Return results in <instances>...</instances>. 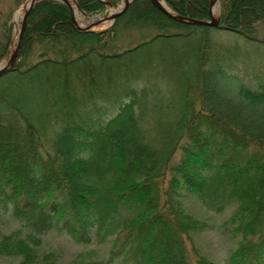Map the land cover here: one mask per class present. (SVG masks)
Returning a JSON list of instances; mask_svg holds the SVG:
<instances>
[{
    "label": "trees",
    "instance_id": "trees-1",
    "mask_svg": "<svg viewBox=\"0 0 264 264\" xmlns=\"http://www.w3.org/2000/svg\"><path fill=\"white\" fill-rule=\"evenodd\" d=\"M76 2L88 15L106 4ZM162 2L209 20L210 0ZM69 16L59 1L33 7L0 79V205L39 234L81 245L115 236L105 264H215L194 245L209 225L185 213L193 198L232 208L227 264H264V76L244 84L233 68L264 63V0H220L214 29L170 20L150 0H132L101 33ZM118 27L153 33L123 48ZM10 38L11 28L0 62ZM40 245L0 233V259L39 264Z\"/></svg>",
    "mask_w": 264,
    "mask_h": 264
},
{
    "label": "rangeland",
    "instance_id": "rangeland-1",
    "mask_svg": "<svg viewBox=\"0 0 264 264\" xmlns=\"http://www.w3.org/2000/svg\"><path fill=\"white\" fill-rule=\"evenodd\" d=\"M28 0H0V36L4 30L11 28V40H9V51L0 62V66L9 58L13 47L11 45L12 40H16L18 31L20 28L22 16L24 14V6ZM58 1V0H55ZM105 1V8L95 15H89L86 17L81 13L75 11L73 7V18L75 23L81 27L86 28L93 22L99 19H105L111 15L117 13L123 6V0H117L113 6L109 1L113 0H101ZM60 2V1H59ZM108 3V4H107ZM217 14V13H216ZM215 14V15H216ZM107 23L109 21H106ZM110 23L105 26L104 23L91 28L92 33H101L110 30L114 25ZM216 28V27H215ZM264 32V27L262 28ZM118 37L115 44L120 45L123 48L129 46V44H136L141 40L148 38L153 32L147 28H121L118 27ZM222 42L228 41L233 43L234 41L229 36L222 37ZM253 59V58H251ZM233 68L238 69L242 83L248 84L255 79L264 76V63L257 65V63H241L237 62ZM180 154L174 155L171 159V165H176ZM184 205V211L186 214L192 216L194 219L207 223L209 228L203 231L201 234L193 236L194 245L197 252L200 255L206 256L210 261L215 264H227L229 253L238 246L239 238L233 237L226 228V221L231 217L233 211L232 208H226L222 210V213L215 212L213 209L207 208L200 202H197L193 198H186L182 200ZM12 232H19L22 237L30 235L32 238L40 240L41 245L38 247L37 253L39 255L38 263L44 264V257L47 255L55 256L50 262L52 264H87V262H101L105 264L108 262L111 252V246L114 241L113 235L107 236L106 240L100 242L97 236H93L91 243L81 245L71 239L66 232H60L57 229H52L42 234L33 232L31 228L24 222H19L13 217V211L11 207H5L0 205V233L11 234ZM32 240V239H31ZM32 245L30 240L27 241ZM17 259L1 258L0 264H16ZM112 264H120L119 260L114 261Z\"/></svg>",
    "mask_w": 264,
    "mask_h": 264
},
{
    "label": "water",
    "instance_id": "water-1",
    "mask_svg": "<svg viewBox=\"0 0 264 264\" xmlns=\"http://www.w3.org/2000/svg\"><path fill=\"white\" fill-rule=\"evenodd\" d=\"M45 1V0H28L24 6V14L22 16V20H21V24H20V28L18 31V35L16 40H12V47L13 50L10 51L11 54L9 56V58L3 63L2 66H0V79L3 78L4 75H6L13 67V65L15 64V61L17 59L18 56V51H19V47H20V43L23 38V34H24V29L26 27V23H27V19L30 12L33 10V7H35L37 4H39L40 2ZM60 1L63 5H65V7H67L70 11V16L71 17V23L73 24L74 28H76V30H79L81 32L87 33V32H93L91 30V28L99 26L103 23H105L106 21H109L110 23H113L117 17H119L121 14H123L126 9L128 8L129 4L132 2V0H123V6L121 7V9L111 15L110 17H107L105 19H99L96 22L91 23L90 25L86 26V28H81L79 27L76 23L75 20L73 18V7H75V11L81 13L82 15L86 16V17H90L88 16L85 12L82 11V9L78 6L76 0H58ZM163 0H150L151 4L157 9L159 10L160 13H163L165 16L169 17L170 20H174L178 23L181 24H186V25H192V26H197V27H210V28H215L218 27L219 24V1L220 0H210L209 2V10H208V14H209V20L208 21H202V20H197V19H191V18H186V17H182L179 16L177 14H175L174 12H171V10L165 5L164 2H162ZM163 3V5L161 4ZM164 6V7H163ZM216 7V11L217 14L214 15L213 13V8Z\"/></svg>",
    "mask_w": 264,
    "mask_h": 264
},
{
    "label": "bare ground",
    "instance_id": "bare-ground-1",
    "mask_svg": "<svg viewBox=\"0 0 264 264\" xmlns=\"http://www.w3.org/2000/svg\"><path fill=\"white\" fill-rule=\"evenodd\" d=\"M161 4L163 5V3H161ZM163 7H164V6H163ZM215 9H216V7L213 8V13H214V15L217 13V11H216ZM109 24H110V22H108V23L105 22V23H104L105 26H107V25H109Z\"/></svg>",
    "mask_w": 264,
    "mask_h": 264
}]
</instances>
